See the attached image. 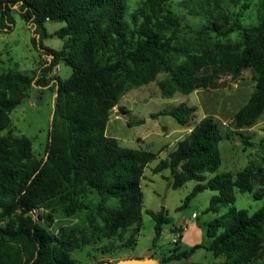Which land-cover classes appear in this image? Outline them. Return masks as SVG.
I'll list each match as a JSON object with an SVG mask.
<instances>
[{"label": "trees", "instance_id": "1", "mask_svg": "<svg viewBox=\"0 0 264 264\" xmlns=\"http://www.w3.org/2000/svg\"><path fill=\"white\" fill-rule=\"evenodd\" d=\"M181 2L200 19L198 25H185L169 0H139L130 19L126 0H0V31L12 29V12L17 11L32 27L31 43L40 55L32 74L16 69L0 73V219H7L0 225V264H79L72 251L103 238L123 237L126 230L123 245H135L142 216L140 179L158 153L123 147L105 133L110 113L130 89L165 73L158 86L163 97H172L175 92L217 88L221 77L236 80L249 69L254 91L233 115V123L238 129L250 127L262 114L264 0L258 2L257 22L252 25L242 24L248 0ZM47 20L65 23L55 32L63 39L59 50L42 42L48 35ZM233 32L240 35L237 42L222 39ZM61 63L71 69L64 80L52 74ZM33 86L52 88L54 93L48 141L40 159L30 138L13 133L9 118ZM194 111V106L181 103L157 115L169 114L180 125L190 126ZM222 138L216 120L205 115L153 168L169 169L173 188L196 181L179 208L204 189L218 192L206 212L226 207L206 223V245L175 248L161 264L188 257L200 247L222 259L214 264H248L262 254L264 156L260 164L249 163L235 175L207 178L220 165ZM237 191L262 199L261 206L253 212L236 208ZM92 192L98 196L95 204L88 199ZM35 209L42 210L37 219ZM57 211L77 220L57 222ZM147 212L155 222V241L169 218L163 208Z\"/></svg>", "mask_w": 264, "mask_h": 264}, {"label": "rangeland", "instance_id": "2", "mask_svg": "<svg viewBox=\"0 0 264 264\" xmlns=\"http://www.w3.org/2000/svg\"><path fill=\"white\" fill-rule=\"evenodd\" d=\"M139 0H126V18L137 6ZM260 0H248L250 6L242 11V24L252 25L257 22V5ZM171 8L183 16V23L187 26H196L200 19L187 12L181 0H169ZM14 25L8 32L0 31V73L8 69H16L32 74L38 66L39 51L32 46V27L20 17L17 11L12 12ZM65 25L61 21L47 20L44 23L47 37L42 39L45 46L59 50L63 39L55 32ZM187 29V28H186ZM237 42L240 39L238 32H233L228 38ZM70 67L59 64L52 74L64 80L70 74ZM165 73L157 74L154 81L127 91L110 113L105 127V133L117 139L118 143L127 148L144 149L158 153L157 157L143 169L140 179L142 191V216L140 231L136 236L135 245L125 248L123 242L128 235L114 236L110 239H100L89 242L72 251L79 264H93L99 260L115 262L124 258H139L150 248H154L152 258L156 264H161L171 253L188 250L194 244L206 245V223L226 211L225 205L219 206L218 213L206 212V207L217 191L204 189L193 196L187 205L179 208L185 196L191 191L196 181L190 180L177 188L172 187V178L169 169L154 172L153 168L159 159L175 149L178 140L184 135V129L193 126L205 115H212L219 125L223 138L218 142L220 165L207 178L216 173H231L235 175L247 164H260L264 156V147L261 140L264 138V111L257 121L250 127L238 129L233 123V115L242 107L254 91V80L249 69H244L240 76L233 80L230 76L219 79L217 88L197 89L190 93L175 92L172 97L161 95L158 82ZM54 93L52 88L31 87L28 97L9 112L12 131L23 134L31 139L32 150L37 158L44 156L48 131L53 108ZM194 106L195 111L190 120V126L180 125L171 115H157L159 111H167L179 104ZM125 111V113H123ZM127 117V118H126ZM129 122V124H127ZM248 142V143H247ZM250 143V144H249ZM88 199L95 204L98 196L92 192ZM262 199H255L249 192H236L234 206L247 209L250 212L257 210ZM166 212L169 221L162 225L159 237L154 241L155 222L147 211ZM41 209L33 210V217L38 218ZM195 216H192V214ZM55 221L75 222L77 217H66L57 211ZM0 219V225L6 222ZM215 258L212 252L200 247L188 257L169 260L166 264H214L221 261ZM248 264H264V247L259 258Z\"/></svg>", "mask_w": 264, "mask_h": 264}, {"label": "water", "instance_id": "3", "mask_svg": "<svg viewBox=\"0 0 264 264\" xmlns=\"http://www.w3.org/2000/svg\"><path fill=\"white\" fill-rule=\"evenodd\" d=\"M153 253L154 248H150L139 258H124L115 262L103 261L100 264H156V261L152 258Z\"/></svg>", "mask_w": 264, "mask_h": 264}, {"label": "crops", "instance_id": "4", "mask_svg": "<svg viewBox=\"0 0 264 264\" xmlns=\"http://www.w3.org/2000/svg\"><path fill=\"white\" fill-rule=\"evenodd\" d=\"M192 128V126H190V127H187L186 129H184V135H186L189 131H190V129Z\"/></svg>", "mask_w": 264, "mask_h": 264}, {"label": "built area", "instance_id": "5", "mask_svg": "<svg viewBox=\"0 0 264 264\" xmlns=\"http://www.w3.org/2000/svg\"><path fill=\"white\" fill-rule=\"evenodd\" d=\"M192 216H195V214L193 213Z\"/></svg>", "mask_w": 264, "mask_h": 264}]
</instances>
